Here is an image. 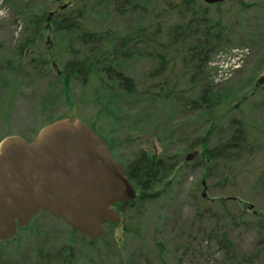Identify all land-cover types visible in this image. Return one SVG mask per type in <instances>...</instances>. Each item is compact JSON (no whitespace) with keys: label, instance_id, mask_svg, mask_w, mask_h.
<instances>
[{"label":"rangeland","instance_id":"rangeland-1","mask_svg":"<svg viewBox=\"0 0 264 264\" xmlns=\"http://www.w3.org/2000/svg\"><path fill=\"white\" fill-rule=\"evenodd\" d=\"M45 2L0 0V138L19 134L30 141L44 124L64 116L76 117L91 124L124 165L141 151H153L175 165L164 179L169 186L158 184L154 196L120 210L128 227L137 228L139 233L127 232L122 222L107 223V235L90 241L65 221L40 212L25 228L17 230L11 241L0 240V264H36L37 249L54 253L64 246L72 251L71 264H220L222 251L205 239V232L213 225L225 231L246 254H257L251 264H264L263 256L255 252L264 242V228L250 216L258 212L264 217V0H226L221 4L222 12L233 14L231 19L236 18L237 23L230 29V47L212 55L202 74L204 86L210 84L214 90H225L230 95L226 99L222 96L221 102L214 105L215 126L202 103L192 107L188 100L153 99L148 91L141 90L143 83L150 84L149 58H134L122 65L140 89L121 96L118 79H105L102 86L97 75L90 76L85 84L69 77L65 85L61 73L69 56L67 41L72 39L75 45L77 42L74 37L54 32L48 23L44 24L48 29L35 36L34 44L31 42L33 50L19 53L18 48H24L26 39L32 37L28 27L33 11ZM65 2L58 1L57 5L65 7ZM47 8H51L50 4ZM133 18L134 15L122 21L114 18L107 24L96 19L94 25L122 28V23L131 26ZM43 60L46 62L41 63ZM187 77L180 78L179 89L189 88ZM200 87L188 92L189 98H196ZM240 97L245 99L241 103ZM229 104L235 109H229ZM221 112L227 113L223 116ZM230 117L243 121L260 151L253 164L244 159L231 163L239 172L232 189L219 182L223 165H228L223 157L215 162L217 174H205L197 140L208 134L207 146L227 141L232 135ZM240 193L249 198L246 204L251 211L246 220L253 223L249 227L232 223L222 213V207L232 209L230 202L222 207L213 203L219 211L217 222L204 210V215L195 214L199 198L209 204L210 200ZM182 237L190 241L189 248L193 250L186 252L178 247Z\"/></svg>","mask_w":264,"mask_h":264},{"label":"trees","instance_id":"trees-1","mask_svg":"<svg viewBox=\"0 0 264 264\" xmlns=\"http://www.w3.org/2000/svg\"><path fill=\"white\" fill-rule=\"evenodd\" d=\"M58 1L63 0H46L44 4L37 5L28 27L32 37L26 39L24 48H18L19 53L23 54L27 49L31 52V42L34 44L37 41L35 36L39 35L40 31L48 29V26L44 27V24L48 23L54 32L59 31L68 37H74L77 42L75 45L72 39L67 41L66 51L69 56L63 63L61 73L65 85L69 77L79 78L85 84L90 76L97 75L98 82L102 86L105 79L108 82L118 79L119 86L123 90L119 93L121 96H129L140 89L133 78L126 75L122 65L134 58H149L147 81L150 84L143 83L144 88L141 90L148 91L153 99L188 100L192 107L200 106L202 103L207 108L212 125L215 126L213 115L217 111L214 105L221 102L222 96L226 99L230 95L225 90H214L210 84L204 86L202 74L206 72V63L212 55L224 47H230L228 44L233 40L230 38V29L237 23L236 18L231 19L234 17L233 14L227 15L226 13L230 12H222V2L207 4L202 0H66V6L61 7L62 3L57 5ZM49 4L51 8H47ZM104 10L110 11L111 14H106ZM130 15H134L133 19L136 18L131 26L122 23V28L115 29L111 26L106 27L104 24L94 25L96 19L103 20L107 24L109 20L122 21ZM45 62L43 60L41 63ZM188 74H190L189 77H187ZM182 77H187L189 80L188 89L178 88ZM199 85L201 87L198 96L189 98L187 93ZM251 92V94L254 93V91ZM243 97L239 98V103L245 100ZM229 109L235 108L231 105ZM226 110L228 109L225 108ZM226 113L221 112L223 116ZM229 120L228 126L232 135L227 141H222L216 146H207L208 134H203L197 140H199L198 145H201L198 158L200 161L203 159L205 161V174H213L215 162L223 157L228 165H223V177L219 182H224L227 188L232 189L239 172L231 163L244 159L245 162L253 164L260 151L255 148L256 138L247 133L243 121L232 117ZM192 145L196 143L192 142ZM174 165L153 151L151 153L141 151L126 164L127 175L138 190L137 197L128 203H118L119 209L138 205L139 202L142 203L154 196L157 185L165 184L164 179ZM254 170L259 171L258 168ZM217 173L216 169L214 174ZM168 183L165 186H169ZM236 189H238L237 185ZM245 197L243 193L229 198L224 196L217 201L210 200L209 204L205 198H199L195 214L198 215L201 210H204L214 217V222H217L219 211L215 210L213 203L217 202L222 207L230 202L228 204L232 209L222 207L224 208L222 213L226 214L232 223L249 227L253 223L246 220L248 211L251 210L246 204L249 198ZM204 214L201 213L199 216ZM250 216L253 217L256 225L264 228L262 214L252 212ZM121 219L124 230L127 232L135 230L139 233L137 228L128 227L125 216L122 214ZM109 224L118 225L117 223ZM23 228L25 227H18V230ZM201 230L205 232L203 227ZM205 233V239L214 242L223 253L220 264H251L256 260L257 254H246L240 250L227 233L219 230L217 226L213 225ZM12 238L14 237L2 241L8 242ZM189 244L190 241L183 237L179 238V248L182 247L184 251L189 252L193 250V247L189 248ZM36 252L38 259L36 264H71L73 262L72 251L67 246L54 253L41 248ZM255 252L260 254L258 257L264 258V242Z\"/></svg>","mask_w":264,"mask_h":264},{"label":"water","instance_id":"water-1","mask_svg":"<svg viewBox=\"0 0 264 264\" xmlns=\"http://www.w3.org/2000/svg\"><path fill=\"white\" fill-rule=\"evenodd\" d=\"M134 197L125 167L79 118L46 123L30 141L18 134L0 139V240L40 211L97 239L106 222L120 220L113 205Z\"/></svg>","mask_w":264,"mask_h":264},{"label":"flooded vegetation","instance_id":"flooded-vegetation-1","mask_svg":"<svg viewBox=\"0 0 264 264\" xmlns=\"http://www.w3.org/2000/svg\"><path fill=\"white\" fill-rule=\"evenodd\" d=\"M126 167V166H125Z\"/></svg>","mask_w":264,"mask_h":264}]
</instances>
